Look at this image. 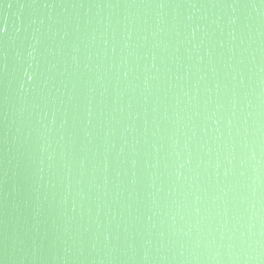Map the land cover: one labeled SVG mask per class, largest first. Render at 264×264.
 Instances as JSON below:
<instances>
[{"label": "water", "instance_id": "obj_1", "mask_svg": "<svg viewBox=\"0 0 264 264\" xmlns=\"http://www.w3.org/2000/svg\"><path fill=\"white\" fill-rule=\"evenodd\" d=\"M0 264H264V0H0Z\"/></svg>", "mask_w": 264, "mask_h": 264}]
</instances>
